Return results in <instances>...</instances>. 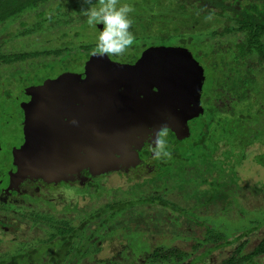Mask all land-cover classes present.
Returning <instances> with one entry per match:
<instances>
[{
	"label": "trees",
	"instance_id": "16d2710c",
	"mask_svg": "<svg viewBox=\"0 0 264 264\" xmlns=\"http://www.w3.org/2000/svg\"><path fill=\"white\" fill-rule=\"evenodd\" d=\"M69 1L71 0H0V67L3 64L11 66L45 56L63 64L66 56L86 54L87 60L84 71L82 70L85 76L70 72V75L60 77L64 82L59 86L63 89L67 82H72V86H80V90L85 93L81 99L89 114V123L84 124L88 140L84 138L82 141L86 145V155L95 147L98 151L96 160L104 162L110 154L107 145L116 144L120 148H117L115 154H126L127 150L132 153L128 155V159L118 163L119 166L114 165V162L110 163L114 165V169L108 166L106 171L121 167L128 171L129 167L126 166H136L154 159L156 134L161 130L166 131L167 135L163 139L166 150L171 155L169 158L155 159L161 172L149 179L147 184H154V190H163V195L180 191L189 199L199 200L200 194H204L202 204L206 206L217 200L222 188L233 181L234 175L230 174L233 169H226L225 163L230 165L235 153L228 149L223 154L227 162L215 160L219 142L224 140H217L216 129L221 126L229 128L232 121L233 124L245 123V119L251 116L241 113L237 115L233 104L251 105L255 96L264 95V0H117L121 6L130 4L133 9L131 14L135 15L129 29L134 35V43L120 56L100 55L94 45H81V51L72 53L69 51L71 43L58 48L46 47L42 51L41 47H34L40 50L30 53L17 54L8 50L7 41L13 37L29 38L35 45L37 38L50 35L51 29L55 28L45 26L49 21L59 26L71 25V20H62L67 18L69 12L64 11L61 3ZM74 2L77 9L73 8V12L80 14H84L92 5H101V0H91V4L86 0ZM169 12L178 19L191 22L190 25L176 26L172 32L160 34L146 30L144 20L149 16L163 17ZM29 16L35 17L34 23L25 21ZM81 21V28L83 25L86 26L85 29L92 26L86 17ZM201 21L205 23L204 29L194 33L193 29ZM17 23L21 30L8 33ZM103 27V24L94 25L99 32ZM79 35L81 34L76 36ZM43 42L47 46L51 40L43 39ZM201 59L208 62L207 66L202 65ZM38 63L31 61L29 66ZM87 64H90L88 74ZM208 69L212 72L210 93L206 86ZM7 72L8 69L0 68V78L6 77ZM99 79L103 81L101 85L98 84ZM84 81L88 82V87L82 86ZM258 112L261 117L264 116V106ZM221 113L228 114L229 118H221ZM251 141L253 140L245 139L243 151L235 160L237 164L243 160L244 148ZM96 142H101V145L96 146ZM116 145L114 149L118 147ZM258 162L264 165L262 157ZM217 172L218 175L212 177ZM206 184L209 185V194L203 192L207 191L202 188ZM140 187L144 185L134 186V197L131 200L114 202L96 213L89 212L88 207L79 210L69 204L65 209H73L77 213L76 218L80 219L79 223L50 214L33 212L26 215L31 216L35 224L41 223L49 228L47 238L29 248H20L15 253L0 256V264H76L82 260H91L108 242V235L111 233H104L110 230L119 217L137 206H153L158 202L162 207L171 209L172 214L188 213L161 195L137 198L141 194ZM4 188L5 185L0 188V196L5 193ZM67 188L70 191L75 189L73 186ZM92 189L94 193L97 191V197L105 192L100 183L96 186L88 183L82 188H76L79 195ZM18 199L24 204L39 202L34 203L28 195ZM43 202L53 205L52 201ZM0 209L10 213L15 211L14 207L5 206L2 202ZM205 228V239L194 247L196 258L189 264H196L204 258L212 259L215 251L237 245L249 234L242 233L235 239L228 240L213 229ZM133 235L126 236V240L132 245ZM142 235L147 240L150 239L146 233ZM244 245H240L238 251ZM253 249L255 254L264 255V238L254 243ZM200 250L203 253L197 254ZM238 251L224 260L223 264H236L240 254ZM150 255L154 264H181L190 256L175 248H156ZM245 260L248 258L245 257L242 261ZM242 261L238 262L243 264Z\"/></svg>",
	"mask_w": 264,
	"mask_h": 264
},
{
	"label": "rangeland",
	"instance_id": "374dc122",
	"mask_svg": "<svg viewBox=\"0 0 264 264\" xmlns=\"http://www.w3.org/2000/svg\"><path fill=\"white\" fill-rule=\"evenodd\" d=\"M118 4L117 7L119 8L121 5ZM55 5L52 7L54 8ZM61 5H63L64 11L69 12L67 18L62 20H71V25L63 26L59 22L61 24L59 26L49 21L45 26L55 28L51 29L50 35L37 38L35 45L29 38L13 37L7 41L8 50L17 54L19 52L30 53L40 49L42 51L46 47L58 48L63 44L71 43L69 51L75 53L81 51V45L97 46L96 40L100 32L94 28V25L86 29V26L83 25L81 28V20L84 17H88L85 14L73 12V8L77 9L74 0L61 3ZM128 5L130 6V4ZM93 7L99 8L97 4ZM131 13L128 14L130 20L135 18V15ZM25 21L32 24L35 21V17L29 16ZM190 23L185 19H178L171 12L163 17L151 15L144 20L146 30L154 34L172 32L176 26L190 25ZM204 26V21H201L193 29V32L198 33L204 29ZM18 30H21L19 23L12 26L8 33L17 32ZM138 30L140 31L139 27ZM63 34H66V36L63 37ZM77 34L81 35L77 37ZM43 39H49L51 43H47L46 46ZM29 40L30 42L28 43L27 41ZM64 60V63L60 64L45 56L31 60L39 62L32 66H29L31 61L28 60V62H18L11 66L3 64L0 67L1 70L8 69L6 77L0 78V188L4 187L7 175L12 170L11 149L17 143L19 144L23 136L24 106L29 101L30 89L33 91L32 88L42 86L44 80H56L60 74H70V72L82 74L87 56L86 54L82 56L76 53L68 56V58L66 56ZM200 62L202 65L207 66V61L206 63L201 59ZM211 76L212 72L208 69L206 86L209 93L212 89ZM233 105L237 115L241 113L251 117L246 118L245 123L233 124L232 121L229 128L221 126L216 129L217 140H224L219 142L215 160L227 162L223 154L228 149L235 153L230 160V165L225 163L226 169L228 167L233 169V172L230 173L234 175L233 181L222 188L221 192L218 193L217 200L206 206L202 204L204 194H200V199L197 200L187 198L180 191L163 195V190H154V184L147 183L149 179L154 178L161 172L155 159L146 160L136 166H133V164L126 166L129 167L128 171L124 170V167L118 170H110L109 172L95 171L96 173H93L94 178L74 183L72 186L75 189L72 191L61 184L48 185L42 189L40 188L41 190L39 189L40 191H38L40 193L31 200L33 202L39 201L37 204L9 203L15 209L13 213L0 211V214L3 212L0 216V224L11 226L12 221L15 222L13 224L15 228L12 226L11 229L13 228V230L10 229L7 234H3L0 230V256L15 253L20 248H29L47 238L49 228L41 223L35 224L31 216L26 217V215H30L33 212L50 214L69 218L75 223H79L80 219L76 218L77 213L71 208L69 210L65 209L69 204H71L72 208H79V210L88 207L89 212L96 213L114 202L131 200L134 197L132 193L134 186L140 184L141 186L144 185V187H140L141 194L137 198L161 195L168 202L176 204L181 210L188 211V213L185 215L180 213L172 214L171 209L162 207L158 202L153 204V206H137L133 211H129L119 217L116 223L110 227V230L104 233V235L107 233L111 234L108 235V242L104 249L91 259L94 262L86 259L76 264H107L108 262H116V264H154L150 254L156 248H175L183 251L190 256L181 264H189L196 258L194 247L205 239V227L213 229L217 234L224 236L228 240L235 239L242 233L249 234L237 245L215 251L212 259L204 258L196 264H223L224 260L237 253L239 246L242 244H245L244 248L238 251L240 254L237 257L242 258V260L247 257L248 260H245L244 264H264V255L253 252L254 243L264 238V165L258 162L261 157L262 162H264V116L261 117L258 112L264 106V95L255 96L251 105L240 106L235 103ZM220 116L223 119L229 118L228 114L221 113ZM245 139H250L254 142L251 141L250 145L244 148L246 149L244 158L237 164L235 160L238 159L239 154L243 151V147L246 144L244 143ZM90 165L92 167V164ZM104 173L106 174L104 175ZM217 175L218 172L214 173L212 177L215 178ZM88 183H92L93 186L100 183L105 188V192L100 197H97L95 195L97 191L94 193V189H92L88 193L84 192V194L79 195L76 188H82ZM202 188L207 189V191L203 192H208L209 194V185H203ZM83 189L87 190L88 188ZM102 191L103 188L100 189V192ZM90 193H93V195ZM206 199L207 196H205L204 200ZM43 200L52 201L53 205H49V202L45 203ZM197 208L199 209L196 211L195 209ZM199 224L203 226H199ZM142 233H146L150 239L147 240V237L142 235ZM130 235H133V245L129 243L128 239L126 240V236ZM202 251H198L197 254L203 253Z\"/></svg>",
	"mask_w": 264,
	"mask_h": 264
},
{
	"label": "flooded vegetation",
	"instance_id": "af4514ba",
	"mask_svg": "<svg viewBox=\"0 0 264 264\" xmlns=\"http://www.w3.org/2000/svg\"><path fill=\"white\" fill-rule=\"evenodd\" d=\"M87 65L88 74L90 64ZM84 74L80 76L84 77ZM64 75L70 74H60L58 78ZM88 78L84 80L89 82ZM52 81H43L42 86L29 91V101L24 106L23 136L19 144L11 149L12 170L4 182L5 193L0 196V202L5 206L13 207L9 203H24L19 201L20 196L28 195L33 199L40 193L38 191L48 185L71 187L74 183L95 177L92 167L86 163L89 158L85 152L86 145L82 143L86 137L84 124L89 123V114L81 99L85 93L80 90V86H72V82H67L62 89ZM85 81L82 86L88 85ZM97 81L99 85L103 83L100 79ZM51 151L50 159L45 158L46 153ZM64 153L69 154L68 159L61 157ZM131 153V150L120 155L111 152L104 161L106 163H99L96 168L101 166V169L108 170L110 163L118 164L128 159ZM1 211L5 212L4 209ZM12 226L13 223L11 226L0 224V230L7 234ZM237 258L236 264H240L242 259Z\"/></svg>",
	"mask_w": 264,
	"mask_h": 264
},
{
	"label": "clouds",
	"instance_id": "9594fccd",
	"mask_svg": "<svg viewBox=\"0 0 264 264\" xmlns=\"http://www.w3.org/2000/svg\"><path fill=\"white\" fill-rule=\"evenodd\" d=\"M86 2L91 4V0ZM132 11V7L127 4L118 8L117 0H106V2L101 0L99 8L92 5L83 12L88 17L90 25H104L97 38L98 54L120 56L134 43V35L129 31L132 22L128 18V14ZM166 135V131L163 130L156 134L153 148V158L156 160L169 158L171 155L166 150V142L163 139Z\"/></svg>",
	"mask_w": 264,
	"mask_h": 264
},
{
	"label": "water",
	"instance_id": "95a60500",
	"mask_svg": "<svg viewBox=\"0 0 264 264\" xmlns=\"http://www.w3.org/2000/svg\"><path fill=\"white\" fill-rule=\"evenodd\" d=\"M62 79L63 78H59L58 80H55V81H52V82H55L56 83V85L59 87V86H61L62 84H63V82L64 81H62ZM88 93H90V92H88ZM91 95V94H90ZM94 135H96V134H92V136H94ZM85 139L86 140H88V136H86L85 137ZM101 143V142H100ZM99 142H96V143H94V144H97L96 146H100L101 144H100ZM104 143V142H103ZM107 145V144H106ZM116 144H111V145H107V150H109L108 152L109 153H111V152H113V154H115V153H117V148H120L118 145H116V146H118V147H115V149L113 148L114 146H115ZM50 147H51V145H50ZM93 149H91V151L90 152H88V161L86 160V163L87 164H92V172L93 173H96L95 171H98V172H101V171H106V169H104V168H102L101 169V166H99V168L97 167L96 168V165H98V163L99 162H102V160H99V161H97L96 160V158H98V151L97 150H95V147H92ZM59 152H60V150H59ZM68 153V152H67ZM47 154V157H45V158H47V159H50L49 157H50V155H52V151L50 152V153H46ZM69 154H67L66 155V153H64L63 154V156H61V157H63V158H69V156H68ZM114 165H116V163H113ZM114 165H110L111 167H113L114 168ZM118 165V164H117ZM91 166V165H90Z\"/></svg>",
	"mask_w": 264,
	"mask_h": 264
}]
</instances>
